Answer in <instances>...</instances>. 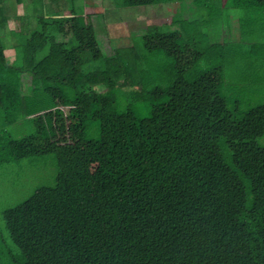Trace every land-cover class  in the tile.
<instances>
[{
    "label": "trees",
    "instance_id": "trees-1",
    "mask_svg": "<svg viewBox=\"0 0 264 264\" xmlns=\"http://www.w3.org/2000/svg\"><path fill=\"white\" fill-rule=\"evenodd\" d=\"M44 1L35 28L21 15L15 31L16 8L0 0V163L52 155L57 171L53 187L3 213L21 264H264V105L230 111L221 67L189 73L217 44L190 23L147 27V51L163 49L176 76L152 93L166 101L139 118L140 107L121 111L111 96L131 81L126 64L102 57L69 0L54 14ZM242 2L264 10V0ZM7 34L17 42L10 64ZM24 119L35 133L12 139ZM90 121L94 140L85 139Z\"/></svg>",
    "mask_w": 264,
    "mask_h": 264
},
{
    "label": "rangeland",
    "instance_id": "rangeland-1",
    "mask_svg": "<svg viewBox=\"0 0 264 264\" xmlns=\"http://www.w3.org/2000/svg\"><path fill=\"white\" fill-rule=\"evenodd\" d=\"M47 1L46 6L51 14L56 13L57 7L64 2V0ZM10 2L14 4L16 11L14 12L15 16L10 17L9 29L15 31L22 29L16 17L20 18L21 15H25L27 18L23 20L29 23L27 27L31 25V28H35L36 21L33 18L37 16L38 11L43 14L47 10L44 7V0H22L20 3L17 0H10ZM120 2V0H69L66 3L69 9L72 7L76 13L83 12L86 15V24L89 28L94 29L102 57L108 58L117 55L115 59L119 58L120 62L128 67V72L131 74L128 86L125 89H115L111 93L121 111L129 106L140 107L141 113L138 116L145 118L148 115L145 107L166 101L165 96L156 97L157 95H152V93L158 89H168L176 76L175 63L163 49L147 51L143 39L145 30L147 27L157 25V27L164 26L162 29L164 33L168 32L169 25L167 23H169L174 9L168 7L166 10H162L161 8L164 7L160 8L158 5L123 7ZM240 2L242 0H229L228 6L236 4L232 8V15L241 13L237 7ZM201 3L204 5L203 18L206 23L201 21L200 10L193 11L189 21L184 22L190 23L191 27L195 26L200 32H210V36L200 39H205V44L216 45L223 12H217L215 0H204ZM49 12L47 11V13ZM244 33L243 30V43L240 46L234 44L232 37L230 44H227L226 47L217 45L212 53L207 52V55H203L189 71L192 75L221 67L225 95L230 100H228L230 111L235 109L238 112H245L264 105V87L260 86L255 79V76L261 75L259 65H264V47L259 46L264 43V37L261 32L247 29L246 35L249 38L246 40ZM3 42L6 46V61L10 64L14 60L12 48L17 42L11 39L9 34L4 37ZM200 44L202 46L201 42ZM96 63L86 65L84 71L93 70ZM24 80H27V76L24 77ZM132 85L137 86L136 89H139V93L143 95L140 104L133 102L132 95L137 90L131 88ZM92 91L105 93L106 90L94 87ZM34 133L35 127L31 119L20 120L9 128V135L15 140ZM96 138H98V125L96 122L90 121L86 128L85 139L94 140ZM8 161L0 163V264H21L23 262L22 253L10 239L3 213L29 199L38 189L53 187L57 172L56 160L52 155H45L19 161ZM92 170L98 171L99 166H93Z\"/></svg>",
    "mask_w": 264,
    "mask_h": 264
},
{
    "label": "crops",
    "instance_id": "crops-1",
    "mask_svg": "<svg viewBox=\"0 0 264 264\" xmlns=\"http://www.w3.org/2000/svg\"><path fill=\"white\" fill-rule=\"evenodd\" d=\"M204 0H197V3H195V0H182V1H176L174 3L169 4H160L158 5L162 10L167 9L168 7H171V9H174V13L170 18L169 23H167L169 26H171V32L173 31V24H181L184 21H189L190 16L193 14V11H201V19L202 22L206 23L203 18V9L204 5H201ZM229 0H215L217 12H223V17L221 19V22L219 24L218 29V39L217 45L221 47H226L227 44H230L232 41V37L234 40V44L237 46H240L243 43L242 39V31L244 30L246 40V30L250 29L254 32H261L262 36L264 37V10H262L259 7H254L252 5H246L243 3L237 4L239 7V11L241 13H234L232 15L231 11L232 8L236 4H232L231 6H228ZM199 5V6H198ZM65 13V12H63ZM178 18V19H176ZM176 21V23H174ZM163 24V23H162ZM157 26V25H155ZM204 36H210V32L203 33ZM250 40L252 41V37L250 36ZM259 46H264L263 44H260ZM261 75L255 76V79L259 82L260 86H264V69L262 65H259Z\"/></svg>",
    "mask_w": 264,
    "mask_h": 264
}]
</instances>
